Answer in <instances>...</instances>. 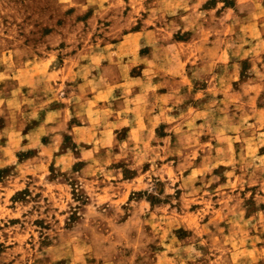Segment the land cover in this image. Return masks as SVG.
<instances>
[{"label": "rangeland", "instance_id": "obj_1", "mask_svg": "<svg viewBox=\"0 0 264 264\" xmlns=\"http://www.w3.org/2000/svg\"><path fill=\"white\" fill-rule=\"evenodd\" d=\"M0 264H264V0H0Z\"/></svg>", "mask_w": 264, "mask_h": 264}, {"label": "crops", "instance_id": "obj_2", "mask_svg": "<svg viewBox=\"0 0 264 264\" xmlns=\"http://www.w3.org/2000/svg\"><path fill=\"white\" fill-rule=\"evenodd\" d=\"M123 114V113H122Z\"/></svg>", "mask_w": 264, "mask_h": 264}]
</instances>
